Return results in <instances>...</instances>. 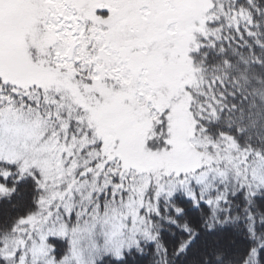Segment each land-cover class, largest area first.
Listing matches in <instances>:
<instances>
[{
	"label": "snow or ice",
	"instance_id": "1",
	"mask_svg": "<svg viewBox=\"0 0 264 264\" xmlns=\"http://www.w3.org/2000/svg\"><path fill=\"white\" fill-rule=\"evenodd\" d=\"M0 264H264V0H0Z\"/></svg>",
	"mask_w": 264,
	"mask_h": 264
}]
</instances>
